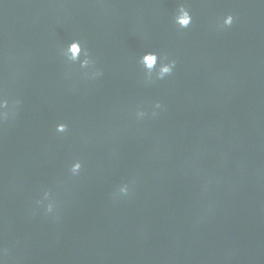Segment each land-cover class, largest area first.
I'll list each match as a JSON object with an SVG mask.
<instances>
[{"label":"water","instance_id":"95a60500","mask_svg":"<svg viewBox=\"0 0 264 264\" xmlns=\"http://www.w3.org/2000/svg\"><path fill=\"white\" fill-rule=\"evenodd\" d=\"M75 39L99 79L65 63ZM150 51L172 76L145 82ZM0 90L21 101L0 123L4 264H264V0H0Z\"/></svg>","mask_w":264,"mask_h":264},{"label":"clouds","instance_id":"9594fccd","mask_svg":"<svg viewBox=\"0 0 264 264\" xmlns=\"http://www.w3.org/2000/svg\"><path fill=\"white\" fill-rule=\"evenodd\" d=\"M235 19L236 18L233 15L229 14L222 19V23L219 26L221 28H231ZM173 23L181 30H187L192 26L193 16L184 3H181L178 6L173 15ZM60 54L66 64L78 65L81 70H84L83 76L85 79L96 80L102 77L103 72L96 67V60L94 59L92 52L79 39L72 40V42L62 47ZM138 63L143 71L146 83L165 80L172 76L177 65L175 59H170L168 56L162 58L159 53L152 51L142 54L138 59ZM20 104V100H10L6 94L0 90V123L13 119L18 113ZM162 108L163 105L156 102L152 107L151 115L156 116V110ZM148 114L147 111L138 108L135 116L137 120H143ZM55 131L57 134H65L69 131V128L67 124L59 123L56 125ZM82 169V162L77 160L71 164L69 171L73 177H76L81 174ZM129 195V184H123L120 186L117 198L127 197ZM36 206L38 209H42L45 215H52L56 211V204L50 199V193L46 191L42 198L36 201ZM6 251L7 250H5V254ZM0 264H4L2 257H0Z\"/></svg>","mask_w":264,"mask_h":264}]
</instances>
